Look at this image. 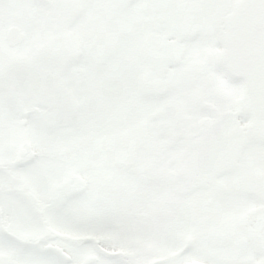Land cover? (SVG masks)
Masks as SVG:
<instances>
[{"label": "snow or ice", "instance_id": "snow-or-ice-1", "mask_svg": "<svg viewBox=\"0 0 264 264\" xmlns=\"http://www.w3.org/2000/svg\"><path fill=\"white\" fill-rule=\"evenodd\" d=\"M0 264H264V0H0Z\"/></svg>", "mask_w": 264, "mask_h": 264}]
</instances>
